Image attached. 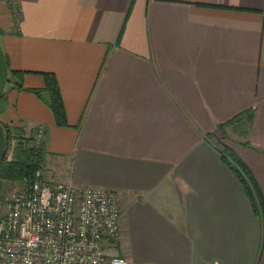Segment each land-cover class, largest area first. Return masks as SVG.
Listing matches in <instances>:
<instances>
[{
  "label": "crops",
  "instance_id": "obj_1",
  "mask_svg": "<svg viewBox=\"0 0 264 264\" xmlns=\"http://www.w3.org/2000/svg\"><path fill=\"white\" fill-rule=\"evenodd\" d=\"M0 30L23 74L0 123L45 128V181L118 193L119 255L264 264V220L222 158L237 156L264 196V0H0ZM43 72L69 126L30 91Z\"/></svg>",
  "mask_w": 264,
  "mask_h": 264
},
{
  "label": "built area",
  "instance_id": "obj_2",
  "mask_svg": "<svg viewBox=\"0 0 264 264\" xmlns=\"http://www.w3.org/2000/svg\"><path fill=\"white\" fill-rule=\"evenodd\" d=\"M35 131L38 145L45 128ZM14 182L0 194V264H133L117 253V192L47 182L43 168Z\"/></svg>",
  "mask_w": 264,
  "mask_h": 264
},
{
  "label": "trees",
  "instance_id": "obj_3",
  "mask_svg": "<svg viewBox=\"0 0 264 264\" xmlns=\"http://www.w3.org/2000/svg\"><path fill=\"white\" fill-rule=\"evenodd\" d=\"M20 75H23L20 71L9 70L7 82L15 78L22 83ZM42 75L45 80L44 87L34 88L30 91L38 95L51 109L57 125L69 126L67 110L57 77L50 72H43ZM2 97L3 94L0 96V100ZM251 116L252 112L248 111L232 121L241 122L245 120L248 122L251 120ZM1 124L5 129L8 145L0 167V181H16L23 177L33 178L36 171L42 168L45 162L46 151L43 144L37 145L32 134L23 136L26 133L21 128L10 127L4 123ZM17 133L22 134L17 137ZM14 138H16V143L13 145ZM9 151L11 154L10 157H8ZM222 158L243 184L254 212L264 220V196L254 176L248 170L247 166L231 151H226V154L222 155Z\"/></svg>",
  "mask_w": 264,
  "mask_h": 264
},
{
  "label": "water",
  "instance_id": "obj_4",
  "mask_svg": "<svg viewBox=\"0 0 264 264\" xmlns=\"http://www.w3.org/2000/svg\"><path fill=\"white\" fill-rule=\"evenodd\" d=\"M8 64L5 53L0 45V96L4 93L8 80ZM8 145L7 135L3 125L0 123V167L6 154Z\"/></svg>",
  "mask_w": 264,
  "mask_h": 264
},
{
  "label": "rangeland",
  "instance_id": "obj_5",
  "mask_svg": "<svg viewBox=\"0 0 264 264\" xmlns=\"http://www.w3.org/2000/svg\"><path fill=\"white\" fill-rule=\"evenodd\" d=\"M11 1H13V0H11ZM13 3V2H12ZM12 3H11V7H12ZM13 14H17V8H15L14 9V13ZM8 84H9V82H7V84H6V86H8ZM3 96H4V94H3ZM2 99H3V97L1 98V100H0V108H1V106H2ZM10 126V125H9ZM11 127V126H10ZM22 134V133H21ZM21 134H18L17 133V137H18V135H21ZM26 134H23V136H25ZM17 140H18V138H17ZM16 143V138H14V140H13V145ZM11 156V154H10V151L8 152V157H10ZM16 181H19V180H16ZM15 182L14 181H0V194L2 193V192H6L8 189L10 190V188H11V186L14 184Z\"/></svg>",
  "mask_w": 264,
  "mask_h": 264
},
{
  "label": "bare ground",
  "instance_id": "obj_6",
  "mask_svg": "<svg viewBox=\"0 0 264 264\" xmlns=\"http://www.w3.org/2000/svg\"><path fill=\"white\" fill-rule=\"evenodd\" d=\"M7 84V83H6ZM4 94V93H3Z\"/></svg>",
  "mask_w": 264,
  "mask_h": 264
}]
</instances>
